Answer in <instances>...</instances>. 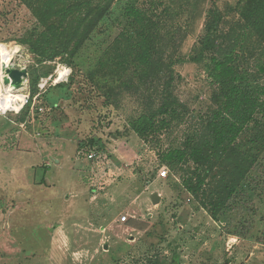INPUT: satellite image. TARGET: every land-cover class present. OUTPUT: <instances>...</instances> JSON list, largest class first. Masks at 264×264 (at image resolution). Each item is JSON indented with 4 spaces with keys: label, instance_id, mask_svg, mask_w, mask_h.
<instances>
[{
    "label": "rangeland",
    "instance_id": "1",
    "mask_svg": "<svg viewBox=\"0 0 264 264\" xmlns=\"http://www.w3.org/2000/svg\"><path fill=\"white\" fill-rule=\"evenodd\" d=\"M58 1L0 0V46L21 48L12 67L26 69L30 97L24 110L7 112L8 133L21 130L32 140L25 149L32 159L40 155L35 142L50 154L36 175L12 165L23 155L19 149L0 155V178L31 176L39 184L62 152L60 142L71 161L62 184L42 191L27 183L3 187L11 195L0 197V262L264 264V149L256 165L244 166L242 178L227 165L223 206L217 194L224 166L191 158L194 144L209 138L218 94L214 57L233 53L234 65L264 90V42L242 20V0ZM91 3L105 11L91 33L79 37L80 14ZM211 9L223 14L217 53L195 61ZM42 35L52 40L46 55L31 45ZM59 67L68 76L54 85ZM45 77L50 83L41 91ZM171 96L177 113H159ZM153 121L155 131L148 128ZM176 149L187 151V161L168 159ZM40 164L32 160L33 168ZM199 184L196 194L189 190ZM41 194L47 217L44 200L41 211L34 202L23 209L25 197Z\"/></svg>",
    "mask_w": 264,
    "mask_h": 264
},
{
    "label": "trees",
    "instance_id": "2",
    "mask_svg": "<svg viewBox=\"0 0 264 264\" xmlns=\"http://www.w3.org/2000/svg\"><path fill=\"white\" fill-rule=\"evenodd\" d=\"M58 2L66 3L63 0ZM30 4L38 14V8H35V4L32 1ZM104 6L100 7L91 3L84 7L80 14L79 23L81 30L79 31V37L82 34L89 35L91 33L92 28L102 16L103 11H105ZM239 10L240 16L248 28L255 32L264 42V0H242ZM41 14L43 16L42 11ZM222 20L223 14L220 9H211L207 14L201 38L196 46V55L193 57L195 61L205 59L212 51H214V54L217 53L220 43L219 29ZM75 23L77 24V22ZM44 36L42 35L41 38L32 42L31 45L33 49L46 55L49 52L47 45L52 40ZM77 41L79 46L82 42L79 43V40ZM67 46L68 43L64 44V52H69ZM145 53L147 56L150 55L148 50ZM234 59L233 53L226 54L222 58L218 57V55L213 58L215 62L214 78L218 83V94L214 96L215 109H213L208 119L209 138L205 142L194 144L192 155L190 154L191 158L202 164L214 165L213 163H218V165L224 166V171L223 173L221 172L223 177L219 181L217 194L219 206L225 204L226 189L230 186L227 183L228 178L225 174L227 165H235L239 169L238 176L240 175L242 178L244 166L252 167L256 165L258 163V154L264 149V90L259 85L248 81L245 73H242L234 65ZM169 99H171L170 104L167 101L164 102L159 107V113L166 114L169 110L177 113L178 100L176 98L172 100V96ZM157 124L158 122L156 121L150 122L148 128L155 131ZM137 132L142 135L139 129H137ZM244 133H247L249 137L245 142H240L239 139ZM185 151V149H176L171 151L167 157L173 160V156L178 155L179 160L187 161L185 159L187 151ZM49 169L47 167L46 171ZM41 184H46L45 177L42 178ZM201 187L202 184L197 185L196 188L190 186L189 190H193L194 194H196ZM211 202L214 201L211 200Z\"/></svg>",
    "mask_w": 264,
    "mask_h": 264
},
{
    "label": "crops",
    "instance_id": "3",
    "mask_svg": "<svg viewBox=\"0 0 264 264\" xmlns=\"http://www.w3.org/2000/svg\"><path fill=\"white\" fill-rule=\"evenodd\" d=\"M9 121H10V119H9V116H8L7 113L4 114L3 116H0V155H8L12 151H14V153H15V150L18 151V149H19L20 153H22L23 155L20 157V161H18L16 164L12 163V165H20L19 167L22 168L23 171H26L27 174H29V175H31V170H34V175H36L37 171H39V170L42 171L44 165H47L44 162H46V159L50 157L49 156L50 154L48 153L49 151L42 150L44 148V146H43L44 144H43L42 141H40L38 143L35 142V148H36L35 150L37 152H39L40 155L38 156V158L36 156L34 159L40 161L41 164L40 165H34L35 167L33 168L32 160H34V159H32L31 155L29 153H27L28 151L25 150V149L28 148L27 146L29 145L30 141H32V140L26 134H23V132L21 130L17 131V132L14 131V132L8 133V130L11 127V123ZM16 138H17V141H16ZM14 144L15 145H20V147L18 148V146H17V148L13 150V148L15 146ZM60 144H62V145H60ZM60 144L56 143V145H58L57 148H59V149L62 148V152L63 153L61 151H59V155L57 156V159H55L56 160L55 164H50L51 165V169L49 171L47 170L46 175H45L46 184H41V182L39 184H35L34 183V179H32L31 176L27 177V179L23 178L21 180L18 179L19 177H17V178H14V177L12 178L11 177L10 180H6V178L5 179L4 178H2V179L0 178V197L1 196H7V194H9V196L11 195L9 189L8 190H4L3 187L6 186V185L19 186V185H21V183H23V184L27 183L30 188L34 187L36 190L42 191L43 189L46 190L48 188V186L51 185L52 182H55L56 184L57 183L62 184L67 179L66 176L64 178L60 177V176H62V173H63L62 170L65 168V165H70L71 161H68V158H66L67 154H68L66 152V150H65L67 144H63V142H60ZM119 160L120 161L122 160L121 157L119 158ZM2 166H4V165H2ZM0 168H1V165H0ZM43 173H44V171H43ZM59 173H61V174L57 176L56 174H59ZM64 174H66V173H64ZM21 191L22 190H19V191L14 190V193L17 192L20 195ZM23 192L25 193V190ZM23 195L25 196V194H23ZM39 197L40 198H35L34 197L32 199L33 201L29 200L28 202H27L26 197H25L24 204H23V209H25V211L29 210V209H31V205H32L33 202L37 206L38 205V201L41 202V200H44L45 201V205L43 207V209H44L43 212H44L45 216L47 217V201H46V198H43L42 194ZM40 208H42L41 205L37 206V208H35V209L36 210L37 209L40 210ZM11 228H12V226H10V229ZM10 234L11 233H9V235ZM8 240H9V237H8ZM1 263L5 264L3 259L1 260L0 264Z\"/></svg>",
    "mask_w": 264,
    "mask_h": 264
},
{
    "label": "clouds",
    "instance_id": "4",
    "mask_svg": "<svg viewBox=\"0 0 264 264\" xmlns=\"http://www.w3.org/2000/svg\"><path fill=\"white\" fill-rule=\"evenodd\" d=\"M4 56L5 50L0 46V60H3ZM24 83L26 84L27 81ZM21 106L20 95L14 84L9 82L7 86L0 87V116L6 114L9 110L19 111Z\"/></svg>",
    "mask_w": 264,
    "mask_h": 264
},
{
    "label": "bare ground",
    "instance_id": "5",
    "mask_svg": "<svg viewBox=\"0 0 264 264\" xmlns=\"http://www.w3.org/2000/svg\"><path fill=\"white\" fill-rule=\"evenodd\" d=\"M4 50H5V56H4V59L0 61V70L3 76H7L9 75V71L13 69L12 61L15 59L16 54L21 52V48L15 46V47L4 49ZM5 60L6 62H4ZM60 70L61 71H59L58 82L63 81L66 78L65 71L67 72V70L64 67H60ZM14 82L15 81L13 79L12 83L16 84ZM5 85H8V83L5 82ZM25 85H26L25 83L17 84V92L19 93L20 99L22 100L24 99V94H25L24 90L26 89Z\"/></svg>",
    "mask_w": 264,
    "mask_h": 264
},
{
    "label": "built area",
    "instance_id": "6",
    "mask_svg": "<svg viewBox=\"0 0 264 264\" xmlns=\"http://www.w3.org/2000/svg\"><path fill=\"white\" fill-rule=\"evenodd\" d=\"M66 69V68H65ZM20 70H22V71H26V69H23V68H21ZM59 71H61L60 70V67H59V69L57 70V74H58V77H57V79L55 80V82H54V85H56V84H58L59 82H61V81H59L58 82V78H59ZM65 74H66V78H67V72L65 71ZM27 76V75H26ZM26 76H23V82L22 83H24L25 82V79H26ZM7 77H10V75H7V76H3L2 74H1V72H0V87H4V86H7V85H5V82H3V81H5V79L7 78ZM65 78V79H66ZM10 79H11V83H12V78L10 77ZM50 79L51 78H41V80H40V83H39V89L41 90V91H43L46 87H47V85L50 83ZM64 79V80H65ZM63 80V81H64ZM13 84V83H12ZM15 87H16V85H14ZM17 88V87H16ZM38 97H39V95H37L36 97H34V99L35 100H37L38 99ZM29 95L25 92V94H24V99L22 100V99H20V103H21V107H20V109H19V111H22V110H24V108L26 107V105L28 104V102H29ZM38 109V111L39 112H44L45 111V109L43 108V107H39V108H37ZM9 111H12V110H9ZM19 111H16V112H19ZM161 175L162 176H167V171L166 170H163L162 172H161Z\"/></svg>",
    "mask_w": 264,
    "mask_h": 264
},
{
    "label": "water",
    "instance_id": "7",
    "mask_svg": "<svg viewBox=\"0 0 264 264\" xmlns=\"http://www.w3.org/2000/svg\"><path fill=\"white\" fill-rule=\"evenodd\" d=\"M9 75H10V77L12 79H14V81H15L14 83H16L14 85H16V87H17V84H21L23 82V76H26L27 75V71H22V70L14 69L13 68V69H11L9 71ZM10 77H7L5 79V82L6 83L11 82ZM153 198L155 199V201H158L160 199L158 194H154L153 195Z\"/></svg>",
    "mask_w": 264,
    "mask_h": 264
}]
</instances>
